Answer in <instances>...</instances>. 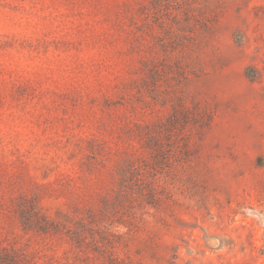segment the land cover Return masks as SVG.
<instances>
[{"label": "rangeland", "instance_id": "1", "mask_svg": "<svg viewBox=\"0 0 264 264\" xmlns=\"http://www.w3.org/2000/svg\"><path fill=\"white\" fill-rule=\"evenodd\" d=\"M264 264V0H0V264Z\"/></svg>", "mask_w": 264, "mask_h": 264}, {"label": "trees", "instance_id": "2", "mask_svg": "<svg viewBox=\"0 0 264 264\" xmlns=\"http://www.w3.org/2000/svg\"><path fill=\"white\" fill-rule=\"evenodd\" d=\"M112 264H115V263H112Z\"/></svg>", "mask_w": 264, "mask_h": 264}]
</instances>
